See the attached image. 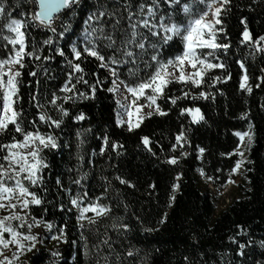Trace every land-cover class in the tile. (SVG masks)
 Segmentation results:
<instances>
[{
    "label": "trees",
    "instance_id": "1",
    "mask_svg": "<svg viewBox=\"0 0 264 264\" xmlns=\"http://www.w3.org/2000/svg\"><path fill=\"white\" fill-rule=\"evenodd\" d=\"M17 2L18 0H7L8 5L13 7ZM23 8L27 11V4ZM229 9L222 16L228 36L222 42L229 43L231 47L227 53H219L226 68L210 70L206 74L205 83L198 88H193L190 83L184 86L186 91L198 93L204 90L212 93V96L195 101L182 99L172 105L168 97L179 96L182 85L171 83L165 90V95L157 100L166 114L153 113L150 117L145 116L140 126L132 131L128 130V125L116 126V96L107 92L112 77L105 69L98 67L94 58H87L82 65L89 73L86 79L90 83L96 79L103 80L104 83L98 88L95 100L68 104L66 107L72 115L83 111L89 119L73 125L66 118L63 130H56L55 134L62 145L69 146L44 153L51 165L43 173L48 191L30 189L43 198V204L30 206L28 219H43L51 222L54 227L49 231L41 224V234L32 229L31 234H38L40 242L31 252L24 251L20 254L19 259L12 264H52V251L61 253L56 264H97V261L99 264H264V248L259 246V242L264 241V80L258 79L264 77V72L261 71L264 69V52H256L254 47H249L247 41L240 43L244 30L241 18L246 19L253 40L264 35V0H256L255 3L253 0H231ZM20 10L14 9L13 14L17 18ZM87 11L86 4L72 18L73 31L69 34L72 39L79 37ZM48 35L50 33L46 31L30 29L29 43L32 37L41 41ZM60 43L65 45L68 55L67 40H60ZM181 50L180 42L176 41L167 50V54L175 55ZM42 54H48L47 47L42 49ZM4 55L6 53L0 42V57ZM237 60L244 63V70L236 63ZM26 63H29V67L23 70L20 100L16 108L23 109L21 120L24 130L34 131L28 121L37 115V109L30 104V93L36 91V87L35 80L28 76L31 64L27 60ZM62 65L63 59L57 56L50 64L52 75L56 79L45 82L40 77L42 103L45 96L50 99L51 92L63 83V71H67V68L62 71ZM91 72H96L97 75L92 76ZM229 74L230 79L223 80ZM245 74L248 77L247 85L251 87L250 93L239 86L240 77ZM215 76L221 77L222 82L209 88L211 77ZM29 81H32L31 86ZM78 88L87 91L83 84L78 85ZM144 102L142 98L141 103ZM191 107L200 108L203 121L193 124L187 112L181 115V108ZM46 110L53 118L59 119L55 109L46 106ZM244 113L247 115L242 119ZM36 122L40 131H49L38 119ZM249 122L254 133L250 148L246 138L241 142L233 135L236 131H248ZM78 128L91 129L86 134L82 147L85 160L79 171L75 147V132ZM182 129L186 132L188 143L182 149L178 146L177 150L172 151L176 135ZM105 135L109 137V142L105 153L100 154L99 148ZM13 136L23 138L10 125L7 132L0 134V143H8ZM142 137L149 138L151 151L145 148ZM112 142L123 145L118 149L120 155L112 151ZM238 144L245 149L244 162L233 173L236 162L242 159L234 151ZM199 148L204 149L203 153L198 151ZM181 151L187 155L181 157ZM4 154L0 152V157ZM170 156L178 157L179 162L175 165L167 163ZM88 157L93 158L92 165L87 163ZM0 163L3 161L0 160ZM80 172H86L87 177L77 186L72 180ZM177 174L180 175L179 180L176 179ZM116 176L129 181L133 187L121 184L115 179ZM58 177L62 181V189L56 184ZM174 183L179 186L175 192L172 190ZM228 185L233 186V189L221 199L220 192ZM77 195L84 198L82 206L101 197L98 203L108 205L111 213L99 217L95 225H89L87 220L81 221L84 224L81 229L77 222L78 211L69 202L70 196ZM170 196L175 197L171 206ZM8 214L9 210L0 209V217ZM85 215L93 217L94 213L89 211ZM161 218H166L165 223H159ZM117 222L127 223L129 230L124 232L123 229H113L111 225ZM60 226L65 228L64 242L51 239V236L59 235ZM145 228H152L154 231L145 232ZM19 230L28 233L26 225ZM242 230L243 234L237 235ZM82 232L89 249L107 233L112 246L111 253L104 246L99 254L90 251L85 255ZM229 236L247 245L244 257L235 255L238 245L232 244ZM5 238H8L7 234ZM129 249L134 253L132 256L125 255ZM102 257H107V261Z\"/></svg>",
    "mask_w": 264,
    "mask_h": 264
},
{
    "label": "snow or ice",
    "instance_id": "2",
    "mask_svg": "<svg viewBox=\"0 0 264 264\" xmlns=\"http://www.w3.org/2000/svg\"><path fill=\"white\" fill-rule=\"evenodd\" d=\"M255 2L256 0H253V3ZM230 3L231 0H91V2L90 0H18L13 7L8 5L7 0H0V42H2L3 52L6 53L0 57V134L7 132L11 125L15 133L23 137L17 139L13 136L8 143H0V152L5 153L0 157L3 161L0 163V209L9 210L8 215L0 217V256L3 255L2 249H7L10 245L15 246L11 259L5 256L3 260H0V264H5V262L12 264L24 251L31 252L36 247L40 241L38 234H31L34 226L38 227L43 224L49 231L54 227L51 222L43 219L36 217L28 219L30 206L43 204V198L30 189L40 188L44 192L48 191L43 173L51 165L44 153L56 151L62 146H69L68 144L62 145L55 134L56 130H63L66 118L70 119L73 125L89 119L83 111L72 115L66 107L68 104L74 105L83 101L95 100L98 88L104 83L100 79H96L93 83L86 79L89 73L82 65L86 63L87 58H94L98 62V67L105 69L112 77L111 86L107 88V92L117 97V108L114 110L116 126L121 127L127 124L128 130L132 131L133 128L140 126L145 116L150 117L153 113L166 114L157 100L165 95V90L171 83L182 85L179 96L168 97L172 105H176L182 99L195 101L212 96V93L204 90L198 93L186 91L184 86L190 83L193 88H198L205 83L206 74L210 70L226 68L220 60L219 53L221 51L227 53L231 47L229 43L222 42L228 39L222 16L230 10ZM24 4L34 6V10H24ZM86 4L88 11L83 19L80 35L72 39L69 35L73 31L72 18L76 17L79 10L84 9ZM201 6H203L202 9ZM15 8L21 9L19 18L13 14ZM57 21H59V27ZM240 23L244 25L241 34L243 39L240 43L244 44L247 41L249 47H254L256 52H264V35L253 40L246 19L241 18ZM30 29L46 31L50 35L41 41L32 37L29 43ZM60 40H67L68 55L65 52V45H62ZM176 41L180 42L182 50L175 55L167 54V50ZM45 47L48 48L47 55L42 54V49ZM57 56L63 59L61 70L67 68V71H63L65 79L58 88L51 92V98L47 99L45 96L42 103L40 77H43L45 82L56 79L52 75L50 64ZM26 60L31 64L28 76L35 80L36 87V91L30 93V104L37 109V115L36 118L28 121L35 129L34 131L24 130L21 120L23 109L16 108L20 100L23 70L29 67ZM236 63L242 70L245 69L242 61L237 60ZM261 71L264 72V69ZM90 75L96 76L97 73L91 72ZM228 79H230V74L223 77V80ZM258 79L264 80V77ZM211 80L212 83L208 84L209 88L222 82L219 76L211 77ZM247 80L246 74L241 75L239 86L240 89L250 93L251 87L247 85ZM31 83L32 81H29L30 86ZM81 84L87 88V91L78 88ZM259 86L258 84L257 87ZM142 98L144 103H141ZM46 106L55 109L59 114V119L49 115ZM42 109L44 110L41 111ZM144 109L148 111L145 113ZM180 112L181 115L187 112L193 124L204 120L198 107L181 108ZM246 115V113L242 114L241 118H245ZM134 116L136 117L135 123H133ZM37 119L40 124L46 125L49 131H40ZM252 127L249 122L248 131L233 133L241 142H244L246 138L249 148L254 140ZM90 132V128H78L75 132L77 171L85 160L82 147L85 144L86 134ZM175 139L176 143L172 144V151L177 150L178 146L182 149L184 144L188 143L186 132L183 129ZM141 140L145 148L151 151L149 138L142 137ZM108 142L109 137L105 135L99 148L100 154L105 153ZM122 147L123 145L117 142L111 143V149L117 155H120L118 149ZM244 150L241 144H238L234 150L242 159L236 162V166L232 169L233 173L244 162ZM198 151L203 153L204 149L199 148ZM92 155L95 156V153ZM186 155L187 153L181 151V157ZM166 162L175 165L179 162V158L170 156ZM87 163L92 165L93 158L88 157ZM69 171L72 170L69 169ZM86 177V172H80L72 183L79 186ZM115 179L121 184L133 187L129 181L120 176H116ZM176 179H180L179 174ZM56 184L59 188H63L59 177ZM178 187V184L174 183L173 192ZM107 191L108 187L105 188V193ZM84 196H87V193H84ZM83 199L77 195L70 196L69 200L72 207L78 211L77 222L81 229L84 228L81 221L87 220L89 225H95L99 217L108 216L111 213L108 205L98 203L101 197H96L86 206H82ZM169 199V206H171V201L175 197L170 196ZM60 207L63 209L62 204ZM89 211L94 213L93 217L85 215ZM165 219L161 218L159 223H165ZM25 225L28 228L27 234L19 230ZM111 227L123 229L124 232L129 230L127 223L117 222ZM144 231L151 232L154 229L145 228ZM58 232L59 235L51 236V239L64 242L65 228L60 226ZM5 234H7V239ZM241 234L243 230L237 233V235ZM228 239L232 244L238 245L235 255L244 257V249L247 245L240 243L233 236H229ZM81 240L84 241L85 255H88L90 251L99 254L104 246L108 247L111 253L112 246L107 233L92 245L91 249H89L83 232ZM259 246L264 248V241H260ZM133 254L131 249L125 253L127 256ZM51 256L54 258L52 264H56L61 253L52 251ZM117 258L119 259V256ZM102 259L107 261V257H102Z\"/></svg>",
    "mask_w": 264,
    "mask_h": 264
},
{
    "label": "rangeland",
    "instance_id": "3",
    "mask_svg": "<svg viewBox=\"0 0 264 264\" xmlns=\"http://www.w3.org/2000/svg\"><path fill=\"white\" fill-rule=\"evenodd\" d=\"M202 7L203 6H201V9H202ZM116 99H117V97H116ZM143 111L146 113L148 111V109H144ZM189 117L191 119V116L190 115H189ZM135 122H136V117L134 116L133 117V123H135ZM125 125H127V124H124L122 126H125ZM232 189H233V186L228 185L225 190H223L222 192H220L221 199L222 198H225V196L228 195ZM225 203H227V201H225ZM32 229H33L34 232H37V233H40L41 234V231L39 229V226L38 227L34 226ZM2 251H3V255L0 256V260H3L5 256H7L9 259H11V257L13 256V253L15 252V246L14 245H10L9 248L2 249ZM5 264H7V262H5Z\"/></svg>",
    "mask_w": 264,
    "mask_h": 264
},
{
    "label": "built area",
    "instance_id": "4",
    "mask_svg": "<svg viewBox=\"0 0 264 264\" xmlns=\"http://www.w3.org/2000/svg\"><path fill=\"white\" fill-rule=\"evenodd\" d=\"M27 6H28V10H29V9H33V10H34V6H32V5H28V4H27ZM57 26L59 27V21H57Z\"/></svg>",
    "mask_w": 264,
    "mask_h": 264
}]
</instances>
